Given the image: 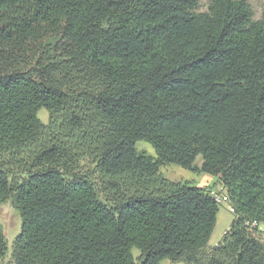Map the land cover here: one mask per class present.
I'll return each instance as SVG.
<instances>
[{
	"label": "trees",
	"instance_id": "16d2710c",
	"mask_svg": "<svg viewBox=\"0 0 264 264\" xmlns=\"http://www.w3.org/2000/svg\"><path fill=\"white\" fill-rule=\"evenodd\" d=\"M197 3L0 0L14 264H264V9ZM167 163L224 188L234 218L217 244L213 188L167 178Z\"/></svg>",
	"mask_w": 264,
	"mask_h": 264
},
{
	"label": "rangeland",
	"instance_id": "374dc122",
	"mask_svg": "<svg viewBox=\"0 0 264 264\" xmlns=\"http://www.w3.org/2000/svg\"><path fill=\"white\" fill-rule=\"evenodd\" d=\"M253 10L254 19H258L261 16V13L264 9V0H247ZM209 0H198L196 5V10L204 11L207 9ZM38 117L42 122L47 123L48 112L45 108H41L38 111ZM138 151H145L150 155H155V150L152 145L144 140H139L135 144ZM196 164L201 163V156H198L196 159ZM160 171L164 176L172 180H189L196 186H205L211 187L215 191L221 186L218 183L217 177L207 173H196L192 170L182 168L175 163L163 164L160 167ZM234 218L233 212L229 209V204L227 201L218 202V211L216 214V222L211 233L208 245H215L221 241L223 234L229 228L231 221ZM0 223L3 226L4 234L7 239L8 249L3 257L0 258V264H14L12 260V241L20 231V216L18 212L12 206L11 201L8 199L4 202H0ZM134 256L139 254L137 248L132 249ZM160 264H183L182 262H171L169 259H163Z\"/></svg>",
	"mask_w": 264,
	"mask_h": 264
},
{
	"label": "built area",
	"instance_id": "2783aa9c",
	"mask_svg": "<svg viewBox=\"0 0 264 264\" xmlns=\"http://www.w3.org/2000/svg\"><path fill=\"white\" fill-rule=\"evenodd\" d=\"M212 194L214 195L217 202H219L221 200L227 201V195H226L225 190L222 186L219 189L217 188V191H215L213 189ZM229 209L231 212L233 211V208L231 206H229ZM252 225L259 226V229H261L264 232V224H258L256 221H254V222H252Z\"/></svg>",
	"mask_w": 264,
	"mask_h": 264
}]
</instances>
